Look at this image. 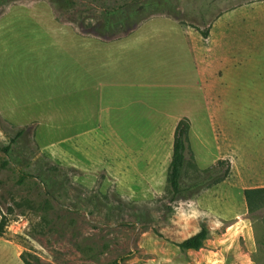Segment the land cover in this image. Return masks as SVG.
I'll return each instance as SVG.
<instances>
[{
  "label": "rangeland",
  "instance_id": "obj_1",
  "mask_svg": "<svg viewBox=\"0 0 264 264\" xmlns=\"http://www.w3.org/2000/svg\"><path fill=\"white\" fill-rule=\"evenodd\" d=\"M246 1L0 0V264H264V207L244 196L264 187V19L252 12L245 59L216 75L180 26ZM124 4L125 24L92 33ZM203 225L204 246L182 250Z\"/></svg>",
  "mask_w": 264,
  "mask_h": 264
},
{
  "label": "crops",
  "instance_id": "obj_2",
  "mask_svg": "<svg viewBox=\"0 0 264 264\" xmlns=\"http://www.w3.org/2000/svg\"><path fill=\"white\" fill-rule=\"evenodd\" d=\"M194 12L195 16L201 19V25L183 22L184 24L180 26L185 27L194 45L199 73L216 75L218 71L216 67L240 64L245 59L246 34L249 29L246 21L253 15L252 12L264 19V1L249 0L233 4L209 22L206 21V12L203 11L202 6H198ZM202 31L208 32L207 38L203 37Z\"/></svg>",
  "mask_w": 264,
  "mask_h": 264
},
{
  "label": "trees",
  "instance_id": "obj_3",
  "mask_svg": "<svg viewBox=\"0 0 264 264\" xmlns=\"http://www.w3.org/2000/svg\"><path fill=\"white\" fill-rule=\"evenodd\" d=\"M69 0H66L68 3ZM126 4L121 6H111L112 8H107V10L103 13L102 19L97 22V24H94L92 26V33L96 34L97 36L105 35L112 31L113 29H116L120 27V25L125 24L126 20H129V18L132 17V14L130 15V11L127 12L126 17L123 18V12ZM159 6L152 2H147L143 6H140L141 14L140 16L143 17V19H148L150 16V8ZM160 11V10H159ZM131 12H135L134 10ZM111 33V32H110ZM204 38L208 37L207 31L201 32ZM114 40V39H112ZM190 131H191V125L189 122L182 120L179 125L177 126L176 133H175V140H174V148H173V156L172 160L169 166L168 170V176L167 181L168 184L174 193V195H179L182 192V186H181V180L184 172V168L186 165V152L188 150L189 142H190ZM25 133V130H19L16 136H14L10 142L2 147L4 151H6L9 154H12V149L14 147V144L17 142L19 138H21ZM25 166H30L32 161L27 158L26 161H23ZM55 169V168H54ZM57 170V169H56ZM52 171V170H51ZM41 179V176H39ZM214 178V175L210 176V179ZM49 181L44 179L45 185L48 187L55 186V183H53L52 177L48 176ZM208 179H204L202 181H199L195 183V187L204 185ZM221 179H217L216 182H220ZM59 188V186H57ZM45 199L42 201L45 204L49 202L48 199L54 198L56 195L52 192L45 191L44 193ZM59 197L62 195L59 193ZM244 196L246 198L249 210L251 212L264 207V187H257V188H250L246 189L244 191ZM210 230L206 225H203L201 227V230L193 235L192 237L179 242L178 246L182 250H199L204 246L205 241L209 238ZM24 261L26 264H34L32 261H30L28 258H24Z\"/></svg>",
  "mask_w": 264,
  "mask_h": 264
},
{
  "label": "clouds",
  "instance_id": "obj_4",
  "mask_svg": "<svg viewBox=\"0 0 264 264\" xmlns=\"http://www.w3.org/2000/svg\"><path fill=\"white\" fill-rule=\"evenodd\" d=\"M200 214L199 213H197V212H194L193 213V217H196V216H199Z\"/></svg>",
  "mask_w": 264,
  "mask_h": 264
}]
</instances>
